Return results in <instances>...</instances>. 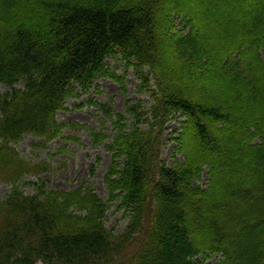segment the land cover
<instances>
[{"label": "trees", "instance_id": "trees-1", "mask_svg": "<svg viewBox=\"0 0 264 264\" xmlns=\"http://www.w3.org/2000/svg\"><path fill=\"white\" fill-rule=\"evenodd\" d=\"M157 1L0 0V175L16 182L0 202V264H202L218 256L217 264H264V0H230L223 11L198 0L217 13L210 34L198 25L206 13L165 0L184 26L160 38ZM160 43L216 82L204 95L195 85L166 92L155 67ZM109 59L135 68L151 106L128 97ZM101 78L127 97L124 113L113 99L88 101L113 125L108 201L87 183L26 195L18 180L35 165L11 144L61 136L70 126L59 111L70 110L69 99L101 94ZM178 116L185 120L169 166L162 137ZM89 134L96 145L110 139ZM111 207L128 221L122 233L106 225Z\"/></svg>", "mask_w": 264, "mask_h": 264}, {"label": "rangeland", "instance_id": "rangeland-1", "mask_svg": "<svg viewBox=\"0 0 264 264\" xmlns=\"http://www.w3.org/2000/svg\"><path fill=\"white\" fill-rule=\"evenodd\" d=\"M146 1V0H145ZM190 9L196 15H205L198 5V0H187ZM216 5L224 10L231 6L230 0H213ZM169 8L165 0H158L155 9V20L157 21L156 34L160 38L167 31L181 30L184 24L181 18L173 13H169ZM207 16L202 17L198 22L201 29L209 32L216 19L215 11L207 12ZM212 19V20H211ZM164 32V33H163ZM210 34V32H209ZM159 54L155 61L156 71L159 79L162 81V86L168 90H172V86L178 85L181 89L186 90L189 86L199 88L201 95L210 83L217 80L214 74L205 76L207 67H198L173 57L166 47L159 44ZM112 68L117 67L119 74L124 76L125 83L128 89V97L134 101L142 100L145 108L152 105L151 93L148 90L140 88L142 85L138 72L132 66L118 62L114 59H109ZM204 69V70H203ZM210 71V66H208ZM174 81V82H173ZM210 82V83H209ZM171 84V85H170ZM101 94H92L80 99H69L67 107L70 110H61L58 113L57 119L62 124H67L63 130V134L51 141L35 137L32 135L26 136L22 141L16 144H11L14 147L21 159L25 162L35 165L30 168V172L18 180L20 189L26 195H36L42 185L46 191H70L81 187L87 183L104 201H108V191L105 183V175L111 165V154L106 149V144L111 143L113 136V125L107 117L88 104L90 99L99 102H109L113 99V109L115 112L124 113L126 96L120 85L111 79L101 78L98 82ZM201 86V88L199 87ZM175 89V86L174 88ZM151 95V96H150ZM226 105L229 104V99H225ZM79 106H82L80 108ZM185 119L180 116L173 118L168 125L162 137L161 160L167 165L172 166L174 163V149L176 142L173 140L176 137V131L181 130V124ZM89 129L99 133L103 132L110 139L100 145L94 144ZM179 160L183 159V155H177ZM93 165H96L95 173L92 174ZM7 177V178H6ZM0 175V202L6 193L11 189L12 180L9 176ZM9 179V180H8ZM44 182V183H43ZM208 183V175L204 174L202 184L206 186ZM37 184L39 186H37ZM38 187V188H37ZM4 218L0 214V222ZM127 219L122 217V213L118 212L114 207H111L107 214L106 225L113 229L116 233H122L127 226ZM220 256L212 259H204L202 264H217Z\"/></svg>", "mask_w": 264, "mask_h": 264}]
</instances>
